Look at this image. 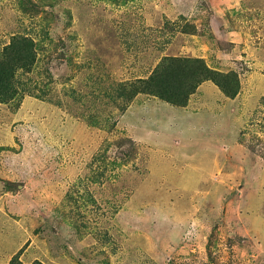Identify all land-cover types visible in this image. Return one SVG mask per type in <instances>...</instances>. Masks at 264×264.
<instances>
[{
	"label": "rangeland",
	"instance_id": "rangeland-1",
	"mask_svg": "<svg viewBox=\"0 0 264 264\" xmlns=\"http://www.w3.org/2000/svg\"><path fill=\"white\" fill-rule=\"evenodd\" d=\"M22 34L36 60L0 104V188L15 198L0 205V264L22 247L24 264L241 262L231 216H264V0H0V50ZM163 48L236 72L237 98L207 80L188 108L117 104ZM129 113L162 127L132 125L139 143Z\"/></svg>",
	"mask_w": 264,
	"mask_h": 264
},
{
	"label": "trees",
	"instance_id": "trees-1",
	"mask_svg": "<svg viewBox=\"0 0 264 264\" xmlns=\"http://www.w3.org/2000/svg\"><path fill=\"white\" fill-rule=\"evenodd\" d=\"M124 44L128 50L135 45L127 42H124ZM35 60V42L28 34L13 36L11 41L0 50V104L12 100L20 90H26L27 81L23 79V74L28 72V68L34 64ZM207 80L213 81L227 98L233 100L237 98L241 90L240 78L234 71L222 72L211 68L204 58L201 57L188 58L181 57L180 55H163L148 75L136 76L131 82L125 83V85L117 83L119 86H116L111 97L117 104H123V107L125 105V109L131 103L133 105L131 104L130 108L133 109L136 103L142 99H146L147 102L152 99H158L161 102L158 100L155 101H157L156 103H158L161 109H166L162 106L165 105L161 104L162 102L183 109L188 108L192 95ZM261 101L264 102V97H262ZM3 114V118L12 119L11 115L5 116L4 111ZM161 116H157L156 118L159 119ZM127 117L128 121L125 124H128L127 126L134 125L138 130L139 127L145 129L153 127L159 129V127H162L161 125H154L152 127L149 122L146 125L150 126L139 125V122L136 120V115V118L134 117L131 121V113ZM140 118H142L143 122L145 121L142 116ZM98 128H101V126L98 125ZM124 131L128 133L126 134L129 137L134 138L128 130L126 131L124 129ZM240 137L243 138V132ZM126 139L133 146L135 145L134 140L140 143L139 139ZM247 146L253 151L256 148V145H252L251 142ZM135 150L136 148H131L130 153L135 152ZM261 155L264 156L263 154ZM13 185L14 182L8 181L5 187L6 189H12ZM22 251L23 247L12 256L9 264H24L20 259ZM31 264H43V262L37 259Z\"/></svg>",
	"mask_w": 264,
	"mask_h": 264
},
{
	"label": "crops",
	"instance_id": "crops-1",
	"mask_svg": "<svg viewBox=\"0 0 264 264\" xmlns=\"http://www.w3.org/2000/svg\"><path fill=\"white\" fill-rule=\"evenodd\" d=\"M181 3H182V5L187 4L184 2H181ZM177 18H178V16H177ZM162 50H165V51L162 52ZM162 50H160L162 55H166L167 50L165 48H163ZM121 123H122V120H121ZM123 125H124V129L126 131L128 130L129 133H131L130 132L131 126H127L128 124H125V122ZM7 189L10 190L9 188H7ZM7 189L5 186L4 187L2 186L0 188V205H1V202L6 197H9L11 199H15L13 192L8 191ZM240 197L241 196H239V198H236V201H242ZM1 210H3V209H1ZM252 212H253V210L251 207H250V210L248 212L241 210V208L239 207L238 213L234 217L231 216L233 218L232 222L234 221V223H232L230 221V223H232V225H230L231 231H233L234 233H237L239 235H243L244 241H246L248 244H252L253 247L256 246L255 249L254 248L251 249V248H249V246L247 244L246 249H243L244 250L243 253L238 254V256L236 257V258H239V261H241V262L234 263V264H249V263L251 264L250 257H254L256 259V260H253L254 263H257V261H259V264L260 263L263 264L262 260L264 259V252H263L264 251V241L259 237L257 230L260 226L264 225V216H262L258 212H256V213H252ZM247 216H250L253 221L255 220L256 222H259V223H256V222L246 223V221L244 219H246ZM259 239L261 240V243L259 242ZM246 250H248L250 252L249 255H247V256L244 255V252ZM255 251H257V253H254ZM12 256L8 255L7 262L6 263L4 262V263L9 264Z\"/></svg>",
	"mask_w": 264,
	"mask_h": 264
}]
</instances>
